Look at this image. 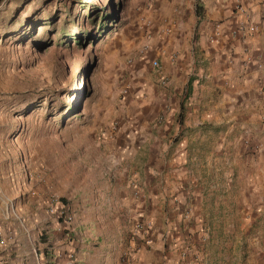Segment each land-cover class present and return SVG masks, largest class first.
Here are the masks:
<instances>
[{
	"label": "rangeland",
	"instance_id": "1",
	"mask_svg": "<svg viewBox=\"0 0 264 264\" xmlns=\"http://www.w3.org/2000/svg\"><path fill=\"white\" fill-rule=\"evenodd\" d=\"M178 2L0 0V180L11 184L10 201L23 219L34 224L35 215L43 218L31 229L36 248L51 231L58 236L78 228L95 232L91 247L101 238L117 241L128 259L138 245L170 251L162 264L170 258L173 264H264V202L249 203L255 189L248 167L221 132L182 125L188 110L173 107L169 79L161 73V56L169 59L174 51L165 46L163 55L152 47L162 32L174 31ZM190 27H184L188 45ZM146 104L142 115L138 108ZM138 113L151 145L155 127L164 123L166 145L191 132L189 173L176 169L165 176V182L176 173L183 177L173 196L168 188L158 189L161 194L152 189L146 168L163 166L155 156L131 151L142 139H127L138 132L126 124ZM201 136L206 140H195ZM148 192L161 195L153 197L152 217ZM123 195L145 203V212L134 216L122 205L119 217H106ZM61 208L72 218L69 225ZM52 243L44 256L57 261Z\"/></svg>",
	"mask_w": 264,
	"mask_h": 264
},
{
	"label": "crops",
	"instance_id": "2",
	"mask_svg": "<svg viewBox=\"0 0 264 264\" xmlns=\"http://www.w3.org/2000/svg\"><path fill=\"white\" fill-rule=\"evenodd\" d=\"M187 1L186 3V0H179L176 5L174 31L167 37L162 32L152 43L153 50L157 53L165 55V46L174 51L169 59L164 56L160 59L161 73L170 83L168 87L170 100H174V108L182 104L183 108L188 110L182 122L183 126L198 127L207 135L221 132L224 141L225 138L233 141V146L236 147L235 154L239 156V162H243L248 167L249 179L255 189L252 193L253 199L249 203L256 201L263 204L264 0ZM196 6L199 8L198 13ZM237 6H241L250 15L251 25L255 28L253 32L245 26L239 29L242 16L236 10ZM189 24L191 27L188 34H192L193 39L188 45L184 27ZM235 31L236 33L233 34ZM183 92L185 94L180 99ZM138 109H142L143 111L139 112L144 115L148 106L146 104ZM146 124L147 121L141 115L140 117L135 115L126 124V127L130 125L136 127L138 132L135 136L128 132L127 139L130 141H133V138L142 139V144L138 147L137 144L135 147L131 144V151L137 153L141 149L138 152L141 156L143 153L147 155L152 153L155 156L156 162L163 166L162 168L157 165L152 166L156 171L146 168L150 173V179L153 180L152 189L155 188L157 194H161L158 189L168 188V192L173 196V191L183 182L181 179L183 177L176 173L171 177V182H165V176L171 171L175 172L176 169L183 174L189 173L188 157L189 153L191 154L189 147L193 140L191 132H184L176 141L166 145L160 137L161 130H165L167 126L164 123L162 127H155L158 135L154 137L156 142L151 145ZM175 125L180 127L179 123ZM176 127L172 140L176 135ZM204 138L205 136H201L195 140H206ZM257 144L263 145L259 153L253 154ZM240 148H243V151L240 152ZM245 152H248V155H244ZM10 186L7 180H0V231L7 238V250L0 257L6 259L8 264H162V257L167 258L171 255L170 251L163 254L162 251L147 250L137 245L130 249V259H128V253H124L125 250L117 246V241L105 243L101 238L95 247H91L94 243L89 244L88 240L89 237L93 239L95 232L86 235L78 228H73L68 233L62 232L58 236H54L51 231L49 240L45 244L38 241L36 248L32 244L34 234L31 229L41 227L43 218L35 215L34 224L29 222L26 216L23 219L16 205H12L10 201ZM151 194L148 192V204L141 203L139 199L132 201L124 195V198L120 196L122 200L116 197L120 203L109 206L105 211L106 217L111 216L113 219L119 217L122 205H125L134 216L137 211L143 214L145 211L141 212L140 205L144 206V204L147 205L146 212L149 217H152L154 212L152 206L158 203L153 197L161 195ZM89 220H95V216ZM68 237H75L77 240L73 242ZM51 239L52 245H58L57 261L44 256V253L46 255L50 249H53V246L49 247ZM86 240L87 244H84ZM28 243L31 244L30 247H26ZM122 254H124L123 259ZM163 264H173V260L170 258Z\"/></svg>",
	"mask_w": 264,
	"mask_h": 264
},
{
	"label": "built area",
	"instance_id": "3",
	"mask_svg": "<svg viewBox=\"0 0 264 264\" xmlns=\"http://www.w3.org/2000/svg\"><path fill=\"white\" fill-rule=\"evenodd\" d=\"M236 8H237L236 10L242 16L239 29H242L245 26L248 28L249 31L253 32L255 28L254 26L251 25L252 20H251L250 15L247 12H245L243 8H241V6H237ZM235 33L236 31L233 34ZM152 66L156 68L158 66L157 62L153 61ZM161 83L163 84L164 80H162ZM60 210H61L60 211L61 218H63V220L69 225V223L72 221V218L65 211H63V208H61ZM5 250H7V238L5 237L4 233L0 231V256L3 252H5ZM0 264H8V262L6 259L0 257Z\"/></svg>",
	"mask_w": 264,
	"mask_h": 264
},
{
	"label": "trees",
	"instance_id": "4",
	"mask_svg": "<svg viewBox=\"0 0 264 264\" xmlns=\"http://www.w3.org/2000/svg\"><path fill=\"white\" fill-rule=\"evenodd\" d=\"M198 11H199V8L196 6V12L198 13ZM95 15V13H93V16ZM92 17V16H91ZM101 19H103V21H104V19H105V16H100V20ZM101 25H105L103 22L101 23Z\"/></svg>",
	"mask_w": 264,
	"mask_h": 264
}]
</instances>
